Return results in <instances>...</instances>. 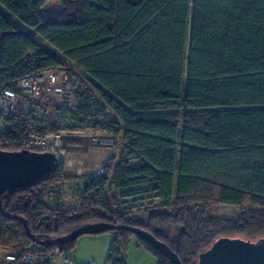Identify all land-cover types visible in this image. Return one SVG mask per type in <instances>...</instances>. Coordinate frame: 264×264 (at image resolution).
Returning <instances> with one entry per match:
<instances>
[{
  "label": "trees",
  "instance_id": "obj_1",
  "mask_svg": "<svg viewBox=\"0 0 264 264\" xmlns=\"http://www.w3.org/2000/svg\"><path fill=\"white\" fill-rule=\"evenodd\" d=\"M51 1L57 6L44 11ZM68 61L102 101L92 104L88 88L78 94L83 110L72 111L68 129L119 138L122 159L111 176L108 166L83 178L76 210L45 201L68 178L57 165L5 192V212L25 218L40 241L93 222L142 228L183 264H197L218 237H264V0H0V91ZM97 105L111 117L97 119ZM30 113L0 130V149L26 148ZM143 185L162 200V210L145 218L136 207L119 210L108 192L112 186L127 198ZM222 204L238 207L239 218L207 217ZM107 232L116 235L106 262L126 264L120 244L135 234ZM135 237L158 264H171ZM76 240L58 246L63 258ZM31 246L44 257L55 247L33 243L21 221L0 214V250L20 254Z\"/></svg>",
  "mask_w": 264,
  "mask_h": 264
},
{
  "label": "rangeland",
  "instance_id": "obj_2",
  "mask_svg": "<svg viewBox=\"0 0 264 264\" xmlns=\"http://www.w3.org/2000/svg\"><path fill=\"white\" fill-rule=\"evenodd\" d=\"M57 6L55 1H51L46 5L44 11L48 9H53ZM44 43V42H42ZM73 66V65H71ZM75 70L72 72L73 76L77 78L78 82L83 83L86 88L89 89L88 93L90 92V97L92 104L97 102L100 104L102 101L98 94L92 88V85L89 81V77L81 71L79 68L74 66ZM94 103V104H95ZM69 108L67 110H59L60 114H65L63 120L58 119V116H54L55 110H57V98L52 96H43L39 100H32L28 97L25 98V104L17 109L16 115L20 113H27L31 112L29 117L30 121L36 122L38 125H43L44 122H50L52 124L50 129L53 131L54 129L63 130L68 129L69 123L73 120L72 118V111L73 112H80L83 110L79 107V101L76 98H72L69 100ZM76 109H74V107ZM32 107V108H31ZM73 108V109H71ZM84 108V107H83ZM95 108V113L97 112L96 118L103 119L106 117H111L112 113L108 109V107L104 108V105L99 106L97 105ZM59 109V108H58ZM89 115L88 113H86ZM53 122V123H52ZM80 127V125H79ZM78 127V128H79ZM3 129V125L0 122V130ZM95 134H102L100 131H94ZM114 145L110 148V145ZM68 147H66V156L68 158L73 159L75 162L81 159V156L84 154L85 160L90 163V161L96 164H99L103 158H105V170L107 172V167H110L109 176H111L112 169L115 163L122 159V142L118 141L114 143L108 144L109 147H97V146H90L87 142H79L76 143L75 140L69 142ZM104 152H111L113 153L110 157L107 155L102 157V153ZM96 155V157H95ZM104 160V159H103ZM64 169V168H63ZM64 174L68 177L66 180L55 185L52 191L45 196V201L50 206H58L65 210H76L79 208L80 200H81V192H82V185L84 180L82 178L74 177L72 174V169H64ZM72 177V179H70ZM147 186H141L138 193L134 194L131 197H128V205L127 209L136 207L135 214L137 216H141L143 218L147 217L149 214H155L162 210L160 204L162 200L154 196L151 191H147ZM108 192L110 197L117 202V207L119 210L125 209L123 198L121 197L120 190L109 186ZM151 206L150 208H147ZM140 208V209H138ZM138 211V212H137ZM240 216V209L235 206L231 205H215L211 207L207 212V217H217V218H224L228 220H237ZM178 227L172 228L173 236L178 233ZM115 233L110 232H103L99 234L93 235H82L77 238L74 248L70 251L65 253L64 255L69 258L75 264H108L106 262V258L108 255L109 247L111 241L115 237ZM144 245V244H143ZM145 246V245H144ZM146 247V246H145ZM56 248L58 249V253L56 252ZM122 257L125 260L126 264H158L156 257L146 250L143 247L138 246L137 238L135 235H130L126 241H122L120 244ZM8 252V251H3ZM47 256H38L36 258V264H49L46 262V258H57L62 259V255L59 252L58 247H54L52 249H48ZM70 261V262H71ZM160 261L163 264H169L168 261L165 259L160 258Z\"/></svg>",
  "mask_w": 264,
  "mask_h": 264
},
{
  "label": "built area",
  "instance_id": "obj_3",
  "mask_svg": "<svg viewBox=\"0 0 264 264\" xmlns=\"http://www.w3.org/2000/svg\"><path fill=\"white\" fill-rule=\"evenodd\" d=\"M73 65V66H71ZM74 62L68 61L56 69H51L43 72H34L26 74L15 81V90L4 89L0 91V122L3 129L10 126V121L14 117L17 119V109L25 104V98L28 97L32 100H39L43 96H52L57 98V108L59 110H67L69 100L76 98L81 94L86 86L77 81L73 76L75 73ZM77 71V70H76ZM77 106L74 107L76 109ZM73 109V108H71ZM26 114V112H25ZM58 119L63 120L65 114H55ZM72 122H75L72 120ZM75 140L76 143L87 142L90 146L109 147L108 144L112 142L117 143L119 138L102 134H95L90 127L84 129H63L52 131L49 128V123L45 122L42 126L34 121L27 122L26 134L24 137V145L27 149L37 152H52L56 157V164L62 165L64 169H72L74 176L78 178H96L104 173L105 158L99 164H94L85 160L84 154L80 160L76 162L66 156V147L68 141ZM112 148L114 145H110ZM114 148V147H113ZM123 148V147H122ZM113 153L104 152V155L110 157ZM96 157V155H95ZM124 207L128 205V197L123 198ZM37 247L31 248L20 254H13L10 252H3L0 250V264H36V258L39 256L35 253ZM58 249L56 248V252ZM61 259L48 258L49 264H59Z\"/></svg>",
  "mask_w": 264,
  "mask_h": 264
},
{
  "label": "water",
  "instance_id": "obj_4",
  "mask_svg": "<svg viewBox=\"0 0 264 264\" xmlns=\"http://www.w3.org/2000/svg\"><path fill=\"white\" fill-rule=\"evenodd\" d=\"M56 166V157L52 152H37L27 148L20 150L0 149V214L21 221L33 243L58 247L75 241L82 235L124 229L142 238L163 253L171 264H183L177 254L164 242L138 227L93 222L47 240L40 241L35 238L30 233L25 218L9 214L3 210L2 196L8 190L23 188L44 178ZM197 264H264V237H258L254 240L230 236L218 237L208 248L198 254Z\"/></svg>",
  "mask_w": 264,
  "mask_h": 264
},
{
  "label": "crops",
  "instance_id": "obj_5",
  "mask_svg": "<svg viewBox=\"0 0 264 264\" xmlns=\"http://www.w3.org/2000/svg\"><path fill=\"white\" fill-rule=\"evenodd\" d=\"M32 108V107H31ZM71 260H67L65 258H62L61 259V262L59 264H75L73 263L72 261L70 262Z\"/></svg>",
  "mask_w": 264,
  "mask_h": 264
}]
</instances>
